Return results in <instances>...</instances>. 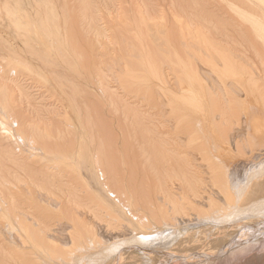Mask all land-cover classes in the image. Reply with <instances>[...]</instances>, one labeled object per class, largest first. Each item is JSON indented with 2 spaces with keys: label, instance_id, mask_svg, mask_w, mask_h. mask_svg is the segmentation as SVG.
Masks as SVG:
<instances>
[{
  "label": "rangeland",
  "instance_id": "1",
  "mask_svg": "<svg viewBox=\"0 0 264 264\" xmlns=\"http://www.w3.org/2000/svg\"><path fill=\"white\" fill-rule=\"evenodd\" d=\"M15 1L18 2V3L21 2L20 4L23 7L27 8L28 10H34V9L37 8V6L43 8L44 4L48 2V0H15ZM15 1L14 0H8V1L7 0H0V11H2L1 9L4 7V5L6 3H8V4L11 3V5H14L16 3ZM49 1H52V3L54 2L53 4L57 6L56 8L58 9V11L60 13V23H61L62 27H64L63 28L64 32L66 34L68 33V35H66V37L69 40V44L70 45H71V43L73 44V45H71V47L73 46V48H75V51H76L75 55L78 56V57L75 56V59H73V61L75 63V64L73 63V66H72L73 68L72 67L70 68V67H68V65L66 66L65 64H62V63L61 64L60 63L56 64L55 66L50 67V70H49V68L43 66V68L46 69L45 70V74L46 75L44 74L46 79H45V77L41 78L40 76L35 74L34 71H31L29 69L28 70H20L19 69V72H16V73H15V71H12L10 63L13 61V59H12L13 57H11V56H13V49H12V46H10V45L13 44V41L16 38H15L13 29H12L10 23H9L8 18L4 15V13H2L3 12L2 11V12H0V77L2 78L3 82H6L8 84L10 83L9 85H12V83H13V86H11V87H14V86H16V84L18 85L19 83H21V84H19L21 86L19 88L21 89V91L22 90L26 91V92L25 91L22 92V97L20 99L21 103H20L19 99L15 98L16 99V105L18 104L17 107L19 106L17 108V111H21L20 112L21 114L20 113H19L20 115L18 114L19 117H21V115H22V117H23V115L25 117L28 115L30 118L26 117V119L28 118L29 120H34L35 122L37 120L39 121V119L42 120V118H43L42 121L46 124V126H47V124L49 125V126H47V128H49V127L51 128L54 125L55 132H54V130L52 131L54 134L51 132L52 135H55L54 137L59 136L57 131L60 132L59 133L60 134L59 141H56V140L55 141L53 140L52 142L50 141V145L52 143V146H53V144L55 145L58 142V145H61V147H63V149H64V147H66V145H67V148L70 147L69 149H71L72 144L75 141V138H74L75 134H70L71 133L70 132L71 129L69 127H63V129H62V126H65L64 123H63L64 121H61V119H59V118H62V120H63V117L61 115L62 112H60V115H59V113L57 114V109H61V107H67L68 108V101L72 100L74 98L76 99L75 103L78 104L77 106H79V108L83 109V110L81 109V111H83V114L86 115L85 119L87 117H89V115H90V117H89L90 119L89 118L88 119L90 121V124L93 127L91 125L90 126L92 127V130H93L94 134L96 135V137H95L96 144L95 145H97V143L100 146L102 145L101 148L105 149V150H103L104 159H106V162L108 160L107 163H109V165L111 164L110 165V168H112L111 170H114V171H110L109 172L110 174H109V178L108 179L115 186L118 183V185H117L118 189L122 190V194L125 193L124 194V198L122 197V201L125 204H126V199L127 200L128 199L131 200L132 206H131V204L129 205L130 207L128 206L129 207L128 209H130L129 210L130 213H132V214L134 213L133 215H135V214L138 215L139 216V217L137 216L138 218H144V219H145V217L148 218L150 220L149 222H152V223H154L157 226V229L163 228V226H161L163 224L162 223L160 224V221H159L158 217L157 218L155 217V216H157L156 212L158 211V209H159L158 212H160L162 214L163 211H164L162 207L164 206V209H165V206H166L165 203L163 205L164 201L159 199L160 198L159 195L161 196V194L158 193V190H159L158 188H159V185L163 181V178L161 179V177L164 175L163 173H165L167 170L169 171V169L170 170L171 169H177L175 167H178L180 165L182 167H185V166L188 165L186 160H188V161L191 160V162H192V160L195 161L194 159H196V157H197L198 161L201 162L202 165H200V163L199 164L197 163L198 162L197 159L195 161L196 164H195V162H193L192 164H194L195 168H198V169H196V170H198L197 171L198 175H200L201 178L203 177L201 179V180H203V182L201 184V188L202 189L199 188L200 189L199 193L201 192V194H202L203 191H201V190H203L204 187H205V190H204L202 196H200V194H199L198 197H195V196L193 197V195L192 196L190 195V196H186L187 199H186L185 196H183V197H185L186 201L189 199V201H187V202L185 201L186 202L185 205L188 206V204H189V207H187V208H189L190 210L188 209L189 211L188 210L186 211L188 213L187 216L185 214L186 212L184 214H181V216H179L180 214L178 215V220H179V217H180L181 220H183L184 222H186L187 220H188L189 223H190L191 220H195L196 221L197 218L199 217L198 216L199 213L203 212V209L205 211V207H206V210H208L210 208L211 205H209V203H210V201L208 200L209 198L212 197V201H213V200L217 199V198H215V196L216 197H222V196L224 197V195H222L220 193L222 191L220 189V188H222V186L219 185V181L218 180H216V181L214 180V179H217V178H213V177H216V175H217V177H219L218 173L215 174L212 177V175L209 174V172L206 173L207 171H211V168H210V170L207 169V168L213 166L212 168L217 169L219 167V165H220V168H221V166L225 167V165L228 166L229 164L232 165L234 163H237L239 166L243 165L244 163H247L246 165H249L250 163H253V165L251 164V167H252V166H254L256 164L257 161H258L257 163L262 162V161L264 162V133L261 134L259 137H257V139L254 138V140H252L253 138L249 135L250 134V130L249 129L251 128V120L253 118H255V117L259 118L258 120H264V110H263L264 109V99H263L264 98V39L256 31V29L253 27V25L240 15V12L245 11V10H247V11H249L251 13L252 12L253 13H258V14L263 13L264 6L261 5V3L258 0H248V1L247 0H229L231 2H234L236 5H238V7H237L238 9H234L233 7L229 6V3L227 1H225V0H135V1H133V0H125V1L124 0H49ZM173 1H174V3H173ZM249 1H251V2H249ZM131 2H132V4H130ZM134 2L135 3H139V4H140V2L143 3V4L146 3L145 5L150 7L153 10V12L155 13V14H153L154 15L153 18L155 16L156 17L154 19L153 18L152 19H153V21H156V23H154L153 26H152L151 23H153V22H152V19H150V18L146 19L147 20L146 23H147V25H150L151 27H153V28H151L152 31H156L157 30L155 32V35H156V38H157V41H156L157 43H155V44L152 43L150 41V39H149V36H146V34L148 32V31L144 32V31H146V29L143 32L146 33V34H144L145 35L144 39L147 40V41H145V40L144 41L147 42V44L149 46L151 45L153 47L152 48L150 46V48H152L150 50L151 51L154 50L155 52H152V53H154V55H157V56H154L153 60H154V63H156V64L160 63L159 65H156V67L160 66V67H158L159 68L158 70H160L161 67H164V73H165L166 72V67L169 66L172 63L171 61H173V62L177 61L174 58V52L171 51V53L173 54L172 55V54H170V51H168V50H170L168 48V43H170V44L175 45L176 48L178 47L177 50L179 49L178 52H179L180 56L182 57L184 55L182 58L185 61H187L188 63H191L192 64L191 67L193 69H197L199 71L200 75L204 78L205 82L204 81L203 82L205 83V88L207 89V87H210V88H208L210 91L209 90L208 91L211 92V94H212L213 91H215L216 89L219 88L218 90L213 92L215 97H212L214 95H211L212 99L210 97H209L210 99L208 98L210 100V103H209V100H207V98H205L204 102L207 103V104L203 103L205 105L204 106L205 111L202 112L203 114H200V111L197 110V109H195L196 111L194 110L195 112L190 110V109H185L186 113H183V110L181 111L180 109L187 108V106L184 107L183 105H185V104L183 103V105H182L181 101L179 103V101H178L179 95L177 94V97H175V98L173 97L174 95L170 96L171 94H173V93H171L172 91L176 92V93H183L184 94L186 92L185 91L186 88H187L186 86H192L189 81H186V80H188L186 78V75L181 71L180 68H177L178 66L176 67V69H175V66H171V67H173L172 68L173 70L177 71L176 73L179 74V79H180L181 83H184V84H181V83L178 84L179 83L178 81H177V83H175L176 81H174L175 79H173V75L171 74L170 77L172 79H171L170 82H172V83L169 86H170V89H172V91L171 90H169V91L168 90L160 91L158 89V87H157L155 77L151 76V74L149 75V72H147L148 70H147L146 65L144 63H142V61L144 62V60H142V56L141 55L138 56V51L137 50H140V49L136 50V47L134 45V44H136L135 37H134V35L132 36V34L134 32L133 31L134 30V23H133V17H131V15H130L131 12L129 10H130L131 6L132 7H134V6L136 7V4H134ZM174 5H175V8L177 9V11L180 12L181 14H185L186 13L187 15H189V17L197 19L198 23L202 24L204 26V28H205V29H202V31L204 30L203 34L205 35V37H208L213 43L215 42V47L217 49L218 48H222V49H218L217 51L214 48H212V49L210 48L211 50L209 49V52L207 53L208 55H206L204 53L205 56L209 60L212 59L213 61L210 62L207 58H205L204 54L202 55L201 53H199L201 51L200 46H199L200 44H198V42H197V45H195L196 44L195 41H197L199 38L196 37L193 34L190 35L189 40L191 41V43L193 42V40H194V42L192 43V45L191 44H189V45L193 46L191 48L194 49L195 52L192 50L193 54L190 53L191 56L193 55L192 57L189 56L190 54L185 52L184 47L182 46V44H180L181 43V36H179L180 35V27L177 26V23L173 19V16L170 15L173 11H175V9L173 7ZM115 6H116V9H115ZM84 7H85V10H89V11L86 12L84 10ZM29 8H31V9H29ZM241 8H242V11H241ZM126 9H127L128 12L126 11ZM84 11L86 13H84ZM92 12H93L94 16H90V15H93V14H91ZM87 13H89L88 16H84V14L87 15ZM126 13H128L129 15L126 14ZM167 14H168V16H167ZM61 15H63V16H61ZM120 16L122 17L123 20H121ZM89 17H91V18L89 19ZM94 17H96V18H94ZM127 17L129 18V20H128ZM144 17L146 18L147 16L145 15ZM86 18H88V21H90L89 23H87L85 21V20H87ZM117 18H120V19H117ZM159 18H160V20H159ZM62 19H64V20H62ZM93 19H96L97 22L95 20H94L95 21L94 22ZM91 20H92V22H91ZM119 20H120V22H119ZM65 21H67V23ZM150 21H151V23H150ZM159 21H160V23H159ZM62 22L63 23L65 22V24H63ZM164 22L167 23V24H165ZM92 23H93V25H92ZM65 25H67V26H65ZM91 26H94L96 28L91 27ZM97 26H99L100 29ZM154 26L156 28L159 27L158 28L159 30L156 29ZM65 28L66 29L68 28V29L65 31ZM92 28L95 29L96 31L93 30ZM91 29H92V31H91ZM68 31L70 32V34H69ZM87 32L90 33V34H88ZM97 32H98V34H94V33H97ZM85 33H87L88 35L85 34ZM100 33L103 34L105 37L102 36ZM80 34H81L82 37L80 36ZM203 34H201V37L204 36ZM160 35L162 36V39H160L161 38ZM257 35L260 36L261 38L258 37ZM195 37L198 38V39L196 40ZM212 37H213V39H212ZM125 38H127V39H125ZM201 39H203V38H201ZM10 40H11V42H10ZM165 40L168 41V43H166ZM97 41H100V42L98 43ZM133 41H135V42H133ZM162 41H163L164 44L162 43ZM20 43L18 45L21 46L22 43L21 44ZM127 43H129V44H127ZM149 43H151V44H149ZM161 43H162V45H161ZM80 44H81V46H80ZM77 45H78V47H77ZM129 45L134 47L135 51H137L135 56H132V54L129 52V50H128L129 49ZM136 45H138V44H136ZM216 45H218L219 47L216 46ZM105 46L108 47V48L106 49ZM126 47L128 49H126ZM137 47H139V46H137ZM113 48L115 49V55H113L114 54V49ZM161 48L165 49L164 50L165 52L163 50H161ZM166 49H168V50H166ZM105 51H106V53H105ZM202 51H203V49H202ZM220 51L222 53L224 51V54H226V55L229 54L228 56H231V59L233 60V61L231 60V62H232V64H234V68L236 70V71L234 70V72L236 74H238V75H236L235 73L234 74H230L231 76L229 75L228 78H227L226 75H224V73H223V67H224L223 61L222 60L220 61L221 58H219V56H221V55H219V56L217 55L218 52L220 53ZM101 52H102V54H101ZM78 53H80V54H78ZM103 53H105L106 55L103 54ZM120 53L121 54L124 53L123 54L124 58L122 57L123 55H121ZM127 53H129V55ZM168 53H169L170 56H168ZM212 54H213V56H211ZM20 55H21L22 59L25 58L24 54H20ZM108 55L110 57H108ZM119 55L121 56V58L119 57ZM195 55H197V56H195ZM26 56L28 57L29 54L26 55ZM103 56H105V57H103ZM129 56H131V57H129ZM107 57H108V59H107ZM104 58H106L107 62L104 61L106 63L103 62ZM122 58H123V60H121ZM76 59H78V61ZM29 60H30L29 57L27 59H25V63H26L25 66L26 67H29V64H30L28 62ZM109 60L112 61V62H110ZM139 60H141V61H139ZM127 63H129L130 66L127 65ZM168 63H170V64H168ZM110 64L113 65L114 67L111 66L109 68V66H107V65H110ZM143 64L145 65V67H144ZM74 65H76V66H74ZM119 66L123 67L122 70H124V67H127V68L130 67L128 69V70H130L129 74L126 73V72H128V70L126 68L124 70V72H125L124 76L125 77L123 75L121 76L120 73L123 74V71L121 72V70H120L121 67L119 68ZM133 66H134V68H132ZM54 67H56L55 70H54ZM67 67H68V69H66ZM136 67H137V69L134 70ZM69 68L71 70H69ZM143 68H145V69H143ZM44 69H43V71H44ZM73 69H75V70H73ZM109 69H113V70H109ZM239 69H240V71H239ZM242 69H243L244 73L241 71ZM144 70H145V72H144ZM20 71L21 72L23 71L24 74H26V76H24L23 72L20 73ZM161 71H163V68L161 69ZM178 71L181 72V73H179ZM50 72H52V73L50 74ZM63 72H64V74H63ZM143 72H144V75H142ZM146 72H147V74H146ZM19 73H20L21 76L19 75ZM56 73H59L60 75L62 74L61 75L62 78H63L62 81L57 80V79L54 78L53 75L56 74ZM113 73H115V75L117 77ZM16 74H18V77H17ZM134 74H135L136 78L138 77L137 79L135 77H134V79H132ZM65 75L69 76V77H66ZM99 75H101L100 78H102V80H100L98 78ZM247 75H249V76H247ZM250 75L253 78H255L254 79L255 81L252 84H251V82H247V80H246L248 77H250ZM118 76H120V77L118 78ZM180 76L182 78H180ZM223 76L225 77L226 80L223 79L224 78ZM28 77L31 78V79H28ZM103 77H105V78H103ZM218 77H219V79L216 80ZM47 78H48V80H47ZM220 78H222V79H220ZM10 79H13L14 81L11 83ZM97 79H99V82L100 81L102 82V81H104L103 79H105L106 83H104L105 82L104 81V82H102L104 84L101 83L102 85L101 84L99 85V82H98ZM117 79L120 82L122 81V84L119 83L117 81ZM114 80H115V82H114ZM129 80H132V81L130 82ZM133 80H135L137 82L135 83V81H133ZM142 80H144V81H142ZM57 82L59 83V85H58ZM221 82H223V85L221 84ZM123 83H125V85H123ZM188 83H189V85H188ZM203 84H202V86H203ZM224 84H225V87H227L226 89L224 88ZM63 85H65V86H63ZM103 85L106 86L105 89H103L104 88ZM181 85H182V87L184 85L185 86L182 88ZM216 85H218V86H216ZM220 85H222V86H220ZM22 86H24V87H22ZM45 86H46V88L49 86L50 88H47V89L50 90V91H48L45 88ZM205 88L203 86V91H204V93L206 95L208 92H207V90ZM261 88H263V89H261ZM71 89H72V91H71ZM75 90L77 91V94L75 93L76 92ZM220 90H221V93L223 95L219 92ZM225 90H226L227 93L225 92ZM168 92H170V93H168ZM216 92H218V93H216ZM24 93H26V94H24ZM27 93H29L30 96H29V94L27 95ZM65 93H66V95H65ZM102 93H103V95H102ZM224 93H225V95H224ZM51 94H53V95H51ZM186 94H188V93H186ZM55 95H56V97H55ZM58 95H59V97H58ZM69 95L70 96L72 95L73 97H70ZM28 96L31 99L30 98L28 99ZM208 96H210V95H208ZM208 96H206V97H208ZM215 98L219 100L218 103H216L217 100H215ZM111 99H112L113 102L111 101ZM171 99H173V100H171ZM223 99H224V101H223ZM169 100H171V101H169ZM175 100H177V101H175ZM173 101H174V103H173ZM261 101H263V102H261ZM29 102H30V104H28ZM59 102L62 103L63 105H61ZM83 102H84V104H83ZM211 102H213L215 104V105L212 104L213 107H214V108L212 107L213 109L211 108V106H212ZM173 104H174V106H173ZM175 104H176V107H175ZM250 105H251V107H250ZM182 106L184 108H182ZM207 106H209L210 108L207 107ZM220 106L221 107L225 106V108L227 109L226 111H228V109H230L229 111L232 112V116L230 115L231 113L228 111L229 112V113H227L228 115L226 114L228 117L226 115L225 116H220L219 115V117H218L217 114H219V112H220ZM227 106H228V108H227ZM232 107H233V109H232ZM54 108H56V109L53 110ZM172 108H175V109H172ZM85 109H87L88 112ZM208 109H211L210 111L213 110L211 112V114L213 112L215 113V114L213 113V116L215 115L214 116L215 122L217 120H219V123L221 121L223 122V119L225 118L224 121L226 123L223 122V124H221V126L225 125V124L226 125L228 124L229 125L228 127H230L231 129H229L227 126H225L226 128L224 126H222V127L225 128V129L228 128L227 129L228 131L231 130L229 132L233 131L232 133L239 134V137L237 138L238 139L237 142L241 143L242 142L241 140L243 139V143H241V144L238 143V145L239 144L241 145L240 149L242 150V151H239V152L234 148V147H236L235 143H233L234 145L231 144L233 147L231 146V150L230 151L233 150L232 152L226 151L227 150V147L225 146L226 144H224V143L222 145L220 144L222 146V149L219 148V151L221 152L220 153L221 157L219 159V161L221 163H219V165H218L219 161L217 162L216 159L213 160L211 158V153H209L214 148V146L212 147L210 145V143H209V141L212 142L213 139L210 138L207 141L205 136L203 135V134L208 135V133H209L208 125H202V124H204L205 118L208 119L210 117V119H211L210 121H212V119H213L212 118L213 116L210 114ZM234 109H235L234 113L236 115H234V113H233ZM188 110H190L189 113H187ZM160 111H161V113H160ZM197 111L199 112L200 115L197 113ZM22 112L24 114H22ZM166 112H167V114H166ZM204 112L206 114H204ZM49 113H51V114H49ZM52 113H54L53 114L54 117L52 116ZM87 113H88V115H87ZM196 113L198 115H194ZM207 113H208V115H207ZM69 114H71L70 115L71 119L75 123V120H76L75 115L72 112L69 113ZM185 114H186V116H185ZM188 114H189V116H188ZM192 114H193V116L195 118L192 116ZM34 115H35L36 118L32 117ZM136 115L138 117H135ZM201 115H203V116H201ZM47 116L48 117L51 116L52 118H46ZM178 116H180V118H178ZM233 116L235 117L234 119H233ZM184 117H185V119H184ZM217 117L220 118V119L222 118V120L220 121V119H218ZM231 117H232V119H231ZM237 117H240L239 119H241L242 122H239L240 121L239 119H238L239 121L236 120ZM242 117H243V120H242ZM202 118L204 119V121H202L203 120ZM216 118H217V120H216ZM88 119H86L85 121L87 122ZM180 119H181V121L179 122L178 120H180ZM226 119L229 120V121H226ZM183 120H184V122H182ZM199 120H201V121H199ZM233 121H234V123L232 124L231 122H233ZM199 122H200V124L202 123L201 125L203 127H200L202 130L200 128H198V131L202 132L203 134H200L197 131L193 132L191 130V129H194L195 124L196 123L199 124ZM215 122H213V123L216 124V126H217V124L219 125L218 121H217V123H215ZM236 122H238V124H240V126H238L239 130L237 129L238 127H234V129H233V126H237ZM243 122H244V124H243ZM174 123H176V124H174ZM183 123H185V124L183 125ZM186 123L188 125H186ZM51 124H52V126H51ZM180 124H182L183 126L180 125ZM200 124H199V126H200ZM241 125H245V126L243 127ZM216 126L214 125L215 128H216ZM221 126H219V127L217 126V128L220 129V132L223 129V128L221 129ZM56 127L59 128V130L56 129ZM205 127H208V128L206 129ZM65 128L68 129V130L70 129L69 130L70 133L67 132V130ZM52 129L53 128H51L49 131H51ZM61 129L63 130V132H62ZM227 130H223V131L227 132ZM234 130H236L235 132H238V133H235ZM244 130H245V132H243ZM206 131H208V132H206ZM64 132H67L68 135L66 133H64ZM190 132H193V133H190ZM218 132H219V130L216 131L217 134H219ZM61 133H63V134H61ZM224 133L222 132L221 134H219V135H221L220 137L223 138V134ZM232 133L228 134V132H227V134H225V135L226 136L227 135L230 136V135H232ZM69 134H70L71 137L69 136ZM175 134H177V135H175ZM189 134H193V135L190 136ZM62 135L65 136V137L62 138L63 137ZM226 136H225V138H226ZM228 136H227V138H229ZM247 136L249 138H251V139H248ZM182 137L186 138V139L184 138L186 140V142L182 141L183 143L184 142L186 143L184 145H181V143H180L181 141L177 140V138L178 139H180V138L182 139ZM240 137H241V139H240ZM86 138H87V136H86ZM194 138H196L197 140H194ZM77 139H78V137H77ZM97 140H98V142H97ZM190 140H193V142L188 144V142ZM244 140H246V141H244ZM69 141H73V143L72 142L70 143ZM252 141H254V143ZM54 142H56V143H54ZM86 142L89 143V140L86 141ZM247 142H249L250 145ZM255 142H256V146H255ZM0 143H2V144H0V151H1L0 152V173H1L0 174V176H1L0 178L1 179L4 178V179H7L8 181H11V182L14 181L15 182L13 184L11 183L12 184L11 185L8 181L6 183V180H3V179L1 180L0 179V197H1V200H2V198L3 199L4 198L7 199V200L4 199V201L5 202L7 201L6 204H8V207H9L8 209L9 210L12 209V206H10V205H14L13 204L14 202L16 203V202L19 201L18 203H16L17 204L16 208L19 209V211L21 213H23L25 215L27 214L29 216H32V218H37L40 222H42V225H44V223H54L53 219L52 220H50V219L54 215V211L56 209L54 207H50L49 208L47 206V199L50 198V196H49V193L48 192L46 193V190H44V189H49V191H51V189H52V191L54 193L53 197H55V196H57L55 198L59 197L60 205H61L60 207H61V209L64 208L62 211H63V213H66V216H67V213H68V217L70 215H71L70 217H73L75 215V199L77 197H79V198H77L78 200L77 199L76 200L79 201V203L84 205V206H82L81 210L79 208L78 211H80V213L83 212V214H86V215H84V217H86V220H84V218H83L82 222H85V221L90 222V223L92 222L91 224H93L94 229H95L96 233L98 234L97 235L99 237L98 238L99 239L98 242L100 244H103V245L104 244L105 245L111 244L113 242V240H115L116 242L117 241H122L124 239V237H126L123 234V229H121L122 224H126L125 219H119V221L121 222L119 224V221L117 223L116 219H114V214L116 212L112 213V214H109L107 212L109 215L106 213L105 210H102V212H101L102 206L101 207L99 206V208H98L97 205H99V204L96 203V201H94L92 199L93 197L91 196V194L88 191L84 190L83 185L81 184L80 181L77 180V177L75 178V172L70 171L71 172L70 173L69 170H66V168H63V169L61 168L62 170H64L62 172V174L64 173L63 174L64 177H62V179H61V177L57 173L51 171L52 172V174H51L49 171L48 172L45 171L44 166L40 165L37 162L35 163V161H32V160H31L32 162L29 161L30 159L26 158V156H24L22 154L20 155L21 161L23 160L22 162L19 159L20 158L19 157V153L18 154L16 153L17 156L15 154H13L14 156H11L12 154L9 155L7 150L4 148L3 141L1 139H0ZM66 143H68V144H66ZM47 144H49V142H47ZM4 145H5V143H4ZM98 145L96 147H98ZM1 146H2V149H1ZM243 146L248 147V148H245ZM88 148L93 149V148H91V145H88ZM173 148H175V149H173ZM244 148L246 149V151H245ZM61 150H62V148H61ZM170 150H178L181 153L177 155V153H175V152L172 153ZM208 150H209V152H208ZM215 150H218V149H215ZM248 151H249V153H248ZM213 152H215V151H213ZM235 152H237V153L235 154ZM193 156H195V157H193ZM237 156H239V157H237ZM252 156H254L253 158H255V156H257L255 158L256 160L254 159V161H253ZM249 157H250V159H249ZM11 158H13V160ZM16 159H17L18 162H16ZM26 159H27V161H26ZM19 161L21 162V164H20ZM224 161H225V163H224ZM233 161H235V162H233ZM203 164L205 166H207L206 168H204V170H206L205 173L207 175L208 174L211 175V177H210L211 180H209V181H208V179H210V178H207L209 175L207 176L204 173L206 175V177H204V174H203L204 171L202 170L203 169ZM215 165H217L218 167L215 166ZM256 167H258V166H256ZM25 168H27V169H25ZM254 168L255 167H253V169ZM67 172H68V174H66ZM111 172H112V174H111ZM40 173H41V175H40ZM46 173L49 176H47ZM53 174H54L55 177L53 176ZM13 175L14 176L16 175L17 177L15 176L16 177L15 178ZM56 175H57V177H60V178H57ZM3 176H5V177H3ZM51 176L55 178V182H54V179ZM10 177H12L13 179L15 178V179L13 180ZM115 177H116V179L113 180ZM8 178H10L11 180L8 179ZM18 178H19L20 182L21 181L24 182V180L26 179L25 182H27V183L21 182V184H20V182H17ZM33 178H35V179H33ZM205 178H206V181H208V182H206V184H205V181H204ZM260 178H261V181H262L263 178H264V174H263V178L262 177H260ZM220 179H221V176H220ZM51 180H52V182H54V185L52 187H51V185H52ZM213 181L218 182L219 187L217 185H216L217 187L213 186L211 184V182H213ZM176 182H175V184H176L175 187L177 186L179 188V190L176 189L175 191L176 192L179 191L178 193H179L180 197L177 195L178 193L175 194V195H177L178 198L175 195H172L171 193L168 194V197L170 199L171 198H174V199L176 198V200L178 199V201H179V200L183 199L182 196H181L182 193H184L183 195H189L191 193L189 192V189H188V187L185 184L182 185V183H179L178 181H176ZM203 184H204V186H203ZM207 184H209V187L211 186L210 190L207 188L208 187ZM215 184H217V183H215ZM37 185H40V187L42 186L41 189L42 188L43 189L41 190L40 187L37 186ZM64 185H65V187H64ZM179 185H180V187H179ZM14 186H15V188H14ZM256 186L251 187L249 189V192L246 194V196L243 199H239V197H237L234 200L237 203L241 204L242 207H244V210L242 211L241 217L245 218V217L249 216L252 219H260V218L264 219V209L263 208H260L259 210H256V211H252V209L249 208V204L253 203V201L256 200L257 197H258V193L257 192L254 193V194L250 193L253 190V188L256 189ZM38 189H40V191ZM206 189H208V191H210V193H212L213 196L209 195V196H211V197H209L208 196L209 192ZM217 189L218 190L220 189V191H218ZM60 190H62V191H60ZM213 190L217 191V194L220 193L221 195H219V194L216 195L215 194L216 192L215 193L212 192ZM85 191H86V193H85ZM123 191H124V193H123ZM40 192L42 193L41 194L42 196H45L44 199L46 201H43V198L39 197L40 196V194H39ZM30 193H31V195L33 197L30 195ZM36 193L38 194V196H35V195H37ZM75 193L77 194L76 195L77 197L75 196ZM12 196H14V199H15L14 202H13V200H11L13 198ZM47 196H49V197H47ZM72 196H73V199H72ZM203 196H205V198ZM261 196H264V194L261 195ZM261 196H259V197H261ZM85 197H87V198H85ZM200 197H201L202 200H204L203 202H204V204H207V206L202 204L205 207L202 206V205L201 206L199 205V207H198L196 202H191L190 201V200L193 201L194 199H195L194 201H199ZM40 198H41V201L39 200ZM68 198L70 200H74V201L70 202L68 200ZM36 199H38V200H36ZM201 199H200V201H202ZM28 200H30V202ZM66 200H68V201H66ZM11 202H13V203H11ZM213 202H216V201H213ZM23 203H24V205H23ZM28 203L31 204V205H29L30 208L28 206ZM19 204H20V206L22 205L21 208L19 207ZM33 204L35 205L36 208L33 206ZM37 204H40V205H37ZM191 205L194 207V209H193V207H191ZM95 206H97V208ZM65 207H66V209L68 208V210H66ZM160 209H162L163 211L160 210ZM192 209H193V211L195 213L192 211ZM22 210H23V212H22ZM30 210H31V212L28 213ZM64 210H66V211L64 212ZM71 210L74 212V214H73V212ZM26 211H28V212L26 213ZM94 211H96V212H94ZM227 211H229V210H227ZM189 212L193 216V219H192V216L189 214ZM105 213H106V216H105ZM150 214H151V216H150ZM195 214H198V215L196 216ZM107 215L109 217L111 215V219H112V216H113V219L111 220ZM126 215L129 217L130 220H133L132 219L134 217L133 215L128 214V213ZM183 216L187 220L184 219ZM81 217H83V215ZM55 218H57L56 214H55ZM178 220H176L175 222H177ZM234 220L235 219H233V217H232L231 221L226 223L228 225H225V226L232 227L231 224L234 223L235 227H236V221H234ZM183 221H180V222L183 224ZM87 222H85V223L88 225ZM188 222L183 224V225L187 226L186 228H183L184 226L182 224L179 225V227H181V228L180 229L178 228L179 230H178V233H177V237L175 236L176 239L179 238V241L182 238L186 237L187 234L189 235L192 232L195 233V232H197V230H198L197 234L201 235L200 232L201 231H202V233H203V231L205 232L206 231L205 227H208L206 224H205V226H203L204 224H202V226H200L201 224H188ZM203 227H204V229H203ZM262 227L264 228V226H262ZM262 227L261 228L253 227V229L256 228V229H254V231L257 230V232H260L258 234H257V232L255 234L253 229H250V230H252V232L251 231L249 232V229H245V230L242 229V234L240 235V238H243V240H241V242L239 244L233 245L231 248H227L226 251H224V252L218 251V253H216L212 257H207L206 258V257H203V256L201 257L200 255L198 256V255L194 254V256L190 255L188 258H184V257H180L181 254H178L177 256L173 255L174 256L173 258L168 259L167 255L165 253H163V252H165L167 250V248H169V249L171 248V250H172V248H175V246H177L175 244V242L178 243L179 241L174 239V241L170 242L169 244H173L175 246L169 245L167 243V240H165L166 242H164L163 244H162V242L161 243L157 242L156 245H155V243H153L154 245L153 244L152 245L149 244V246L145 245L146 248H145V246L144 247L141 246L139 248L136 247V246L135 247L134 246H124L125 249L123 247L121 252H122V256L123 257H127V259H124L125 262H123L124 260L120 261V260L116 259L118 256L116 255V253H112V255L108 256L106 259H103L102 260L103 262L102 261H98V263H96L97 261H92V260H91L92 261L91 262V261H89V259L86 258L89 263L85 261L86 259L84 261H82V263L83 264H94V262H95V264H99L100 262H102L100 264H112V263L113 264H142V263L143 264H148V263L149 264H264V234L262 236V233H264V229ZM199 228H200L201 231L199 230ZM222 228H224V227H222ZM259 229H261V230H259ZM207 230H209V228H207ZM261 231H263V232H261ZM65 232H68V230L65 231ZM248 232L251 233V234L253 233L252 237L251 236L248 237V234H249ZM254 235H256V237H254ZM121 236L123 238H121ZM178 236H180L181 238L178 237ZM57 238L60 239V240L57 239V241L59 240L58 243H57V245H59V246H61L63 244V242H65V243L70 242V240H68V238H67V240H66V238L62 239V236H58ZM247 238H249V239H247ZM237 240H240V239L237 238ZM44 241L45 240L41 241L42 244L44 243ZM60 241H63V242H61V245H60ZM244 242L246 244L249 242V243H251V245L248 243L247 244V245H249V247H248V246L242 244ZM157 244H159L160 246H157ZM165 244L168 247L164 246ZM47 245H49V244L46 241L45 242V246H47ZM241 245H244V246H241ZM49 246H51V244ZM153 246L158 247V248L161 247L160 249H163V250H160V251L157 250V252H155L156 250L154 249L155 247H153ZM162 246H164V247H162ZM238 246H240L242 248H240ZM61 247L60 248L63 249L62 250L63 252H64V249L69 250V248H70L69 245H67L65 247L63 245ZM132 247H134V248H132ZM147 247H150V248H147ZM54 248H55V250H58L61 253V249L60 248H56V247H54ZM237 248H240V249H237ZM0 249H1L0 250L1 251V253H0V264H40V263H38V262H36L34 260H31L33 258L27 253V252H30L29 250H14L13 256L16 258L15 259L13 256L9 257V255L6 254L5 250H3L2 247H0ZM241 249H243V250H241ZM66 250H65V252L68 253V251H66ZM145 250L150 251L152 255L149 254ZM236 250H238V251H236ZM2 251L5 254H3ZM127 251H129V252H127ZM141 251L143 252V255L141 254L142 253ZM161 251H163V252H161ZM65 252H64V254L61 253L62 257H63V255L65 256ZM138 252L139 253L141 252V253L139 254ZM134 253H135V255H133ZM136 253H138V254H136ZM66 255H68V254H66ZM130 256H131L132 259H129ZM195 256H197L198 258L197 257L195 258ZM178 257H179V259H178ZM180 258H182V259H180ZM201 258H202V260H200ZM50 261L52 262V264H66L62 260H60L58 258H55V257H51ZM127 262H129V263H127ZM43 264H45V263L43 262Z\"/></svg>",
  "mask_w": 264,
  "mask_h": 264
},
{
  "label": "bare ground",
  "instance_id": "2",
  "mask_svg": "<svg viewBox=\"0 0 264 264\" xmlns=\"http://www.w3.org/2000/svg\"><path fill=\"white\" fill-rule=\"evenodd\" d=\"M8 1V0H7ZM15 1V0H14ZM125 1V0H124ZM133 1H135V0H133ZM225 1H227L228 3H229V6H231V7H233L234 9H238L237 7H238V5H236L234 2H231V1H229V0H225ZM248 1V0H247ZM260 3H261V5H263L264 6V0H258ZM16 2V1H15ZM45 2V1H44ZM87 2V1H86ZM102 2V1H101ZM143 2V1H142ZM249 2H251V1H249ZM258 2V3H259ZM3 3V2H2ZM13 3V2H12ZM21 3V2H20ZM20 3H18V2H16L14 5H11V3L10 4H8V3H6L5 5H4V7L1 9L2 11H0V12H2V13H4V15L8 18V20H9V23H10V25H11V27H12V29H13V32H14V35H15V38L17 39H15L14 41H13V44L12 45H10V46H12V49H13V56H11V57H13L12 59H13V61L10 63V66H11V68H12V71H15V73L16 72H19V69L20 70H31V71H34L35 72V74H37L38 76H40L41 78H43V77H45L44 76V74H45V70L46 69H44L43 68V66H45V67H47V68H49V70H50V67H53V66H55L56 64H65L66 66L68 65V67H72L73 66V63H74V61H73V59H75V48H73V46L71 47V45H73L72 43H71V45L69 44V40L67 39V37H66V35H68V33L66 34L65 32H64V27H62V25H61V23H60V13H59V11H58V9L56 8L57 6L56 5H54L53 3H52V1H49L48 0V2L47 3H45L44 4V7L42 8V7H38L37 6V8L36 9H34V10H28L27 8H25V7H23ZM42 3V2H41ZM105 3V2H104ZM129 3V2H128ZM144 3V2H143ZM143 3H141L140 2V4L139 3H135L134 2V4H136V7L134 6V7H130V12H131V17H133V23H134V32H133V34H132V36L134 35V37H135V40H136V44H138V45H136V44H134L133 42H135V41H133L132 43L135 45V47H136V50L137 49H140V50H137L138 51V56H142V60H144V62L142 61V63H144L145 65H146V67H147V72H149V75L151 74V76H153V77H155V79H156V84H157V87H158V89L160 90V91H166V90H171L172 91V89H170V84L172 83V82H170L171 81V77H170V75L172 74L173 75V79H175L174 81H176L175 83H177V81L179 82L178 84H180L181 83V81H180V79H179V74H177L176 72L177 71H175V70H173L172 68L173 67H171V66H175V69H176V67L177 68H180L181 69V71L186 75V78L188 79V80H186V81H189L190 82V84L192 85V86H186L187 88H186V92L183 94V93H176V92H171V93H173V94H171L170 96H172V95H174L173 97L175 98V97H177V94L179 95V97H178V101H179V103H180V101L182 102V105H183V103L185 104V105H183L184 107H186L187 106V108H184L183 106H182V108H184V109H180L181 111L183 110V113H186L185 111V109H190V110H192V111H194L195 109H197V110H199L200 111V114H203L202 112L203 111H205V109H204V104H207V103H205L204 101H205V98H207V100H209L210 98H211V95H214L213 94V92H215L216 90H218V89H216L215 91H213L212 92V94H211V92H209L210 90L208 89V88H210V87H207V89L205 88V81H204V78L200 75V73H199V71L197 70V69H193L191 66H192V64L191 63H188L187 61H185L182 57L184 56L183 54V56L181 57L180 56V54H179V49L177 50V48L175 47V45H173V44H170V43H168V41H166V43H168V48L170 49V50H168V49H166V50H168V51H170V54H172L171 53V51H173L174 52V58H175V60H177V61H171L172 63L170 64V63H168V64H170L169 66H167L166 67V72L164 73V67H161V69L163 68V71H161V69L160 70H158L159 68L158 67H160V66H157L156 67V65H159L158 63L156 64V63H154V60H153V58H154V56H157V55H154V53H152V52H155L154 50L153 51H151L150 49H152V48H150V46L147 44V42H145V41H147L146 39H144V37H145V35L144 34H146V33H144V32H147V34H146V36H149V39H150V41L152 42V43H157L156 41H157V38H156V35H155V32L157 31H152V29L151 28H153V27H151L150 25H147V18H150V19H152L153 18V14H155L154 12H153V10L150 8V7H148L147 5H145V4H143ZM173 3H174V1H173ZM259 3V4H260ZM122 4V3H121ZM130 4H132V2L130 3ZM133 4V5H134ZM86 5V4H85ZM43 6V5H42ZM127 7V6H126ZM174 7V9H175V11H173L170 15L171 16H173V19L175 20V22L177 23V26H179L180 27V35L179 36H181V43L180 44H182V46L184 47V49H185V52H187L188 54H193V52H192V50L194 51V49H192L191 47H193V46H190L189 44H191L192 45V43L194 42V40H193V42L191 43V41L189 40V38H190V35H195L196 37H198V38H196L195 37V39L197 40V41H195L196 42V44L195 45H197V42H198V44H200L199 46H200V49H201V51L199 52V53H201L202 55L205 53L206 55H208L207 53L209 52V49L211 48H214V49H216V51L218 50V49H222V48H216L215 47V42L213 43L208 37H205V35L203 34V31H202V29H205L204 28V26L202 25V24H199L198 23V21H197V19H195V18H191V17H189V15H187L186 13L185 14H181L180 12H178L177 11V9L175 8V5L173 6ZM33 8V7H32ZM114 8V7H113ZM118 8V7H117ZM121 8V7H120ZM29 9H31V8H29ZM115 9H116V6H115ZM125 9V8H124ZM127 9H126V11H127ZM156 9V8H155ZM232 9V8H231ZM65 10V9H64ZM69 10V9H68ZM83 10V9H82ZM84 10H85V7H84ZM93 10V9H92ZM91 10V11H92ZM183 10V9H182ZM240 10V9H239ZM244 10V9H243ZM86 12L87 11H89V10H85ZM84 11V13H86ZM116 11V10H115ZM241 11H242V8H241ZM263 11V10H262ZM62 12V11H61ZM82 12V11H81ZM95 12V11H94ZM117 12V11H116ZM128 12V11H127ZM129 12V13H130ZM171 12V11H170ZM186 12V11H185ZM67 13V12H66ZM75 13V12H74ZM122 13V12H121ZM120 13V14H121ZM237 13V12H236ZM88 14L89 13H87V15L86 14H84V16H88ZM91 14H93V12L91 13ZM119 14V15H120ZM126 14H128V13H126ZM147 16L146 18L144 17L145 15ZM159 14V13H158ZM67 15V14H66ZM111 15V14H110ZM129 15V14H128ZM240 15L244 18V19H246L247 21H249L252 25H253V27L256 29V31L260 34V36L264 39V11H263V13H260V14H258V13H251V12H249V11H247V10H245V11H242V12H240ZM61 16H63V15H61ZM69 16V15H68ZM83 16V15H82ZM90 16H94V14L93 15H90ZM96 16V15H95ZM108 16V15H107ZM124 16V15H123ZM126 16V15H125ZM167 16H168V14H167ZM5 17V18H6ZM70 17V16H69ZM98 17V16H97ZM119 17V16H118ZM121 17V16H120ZM156 17V16H155ZM154 17V18H155ZM166 17V16H165ZM64 18V17H63ZM91 17H89V19H90ZM94 18H96V17H94ZM128 18V17H127ZM153 18V19H154ZM170 18V17H169ZM66 19V18H65ZM68 19V18H67ZM81 19V18H80ZM85 19V18H84ZM87 20H85L87 23H89L90 21H88V18H86ZM110 19V18H109ZM117 19H120V18H117ZM153 19H152V22L153 23H151V21H150V23L152 24V26H153V24L154 23H156V21H153ZM158 19V18H157ZM62 20H64V19H62ZM96 21L97 22V20L96 19H93V21ZM121 20H123L122 19V17H121ZM128 20H129V18H128ZM132 20V19H131ZM159 20H160V18H159ZM172 20V19H171ZM71 21V20H70ZM84 21V20H83ZM94 21V22H95ZM66 23H67V21H65ZM65 22L63 23V24H65ZM91 22H92V20H91ZM111 22V21H110ZM116 22V21H115ZM119 22H120V20H119ZM158 22V21H157ZM166 22V21H165ZM164 22V23H165ZM131 23V22H130ZM159 23H160V21H159ZM96 24V23H95ZM132 24V23H131ZM165 24H167V23H165ZM78 25V24H77ZM92 25H93V23H92ZM109 25V24H108ZM127 25V24H126ZM133 25V24H132ZM164 25V24H163ZM173 25V24H172ZM65 26H67V25H65ZM128 26V25H127ZM126 26V27H127ZM158 26V25H157ZM10 27V28H11ZM69 27V26H68ZM89 27V26H88ZM91 27H94V26H91ZM90 27V28H91ZM97 27H99V26H97ZM155 27V26H154ZM94 28H96V27H94ZM156 28V27H155ZM159 28V27H158ZM158 28H156V29H158ZM11 29V30H12ZM68 29V28H67ZM66 28H65V31L67 30ZM80 29V28H79ZM93 29V28H92ZM92 29H91V31H92ZM99 29H100V27H99ZM110 29V28H109ZM146 29V31H144ZM86 30V29H85ZM93 30H95V29H93ZM98 30V29H97ZM102 30V29H101ZM100 30V31H101ZM159 30V29H158ZM78 31V30H77ZM96 31V30H95ZM99 31V32H100ZM120 31V30H119ZM130 31V30H129ZM144 31V32H143ZM208 31V30H207ZM211 31V30H210ZM69 32V31H68ZM83 32V31H82ZM81 32V33H82ZM79 33V32H78ZM88 33V32H87ZM87 33H85V34H87ZM104 33V32H103ZM162 33V32H161ZM179 33V32H178ZM177 33V34H178ZM69 34H70V32H69ZM88 34H90V33H88ZM87 34V35H88ZM94 34H98V32L97 33H94ZM93 34V35H94ZM101 34V33H100ZM157 34V33H156ZM176 34V35H177ZM201 34H203L204 36H202L201 37ZM206 34V33H205ZM257 34V33H256ZM102 36H104L103 34H101ZM168 35V34H167ZM175 35V36H176ZM208 35V34H207ZM206 35V36H207ZM75 36V35H74ZM80 36H81V34H80ZM108 36V35H107ZM124 36V35H123ZM161 36V35H160ZM170 36V35H169ZM211 36V35H210ZM258 36V35H257ZM260 36H258V37H260ZM69 37V36H68ZM71 37V36H70ZM82 37V36H81ZM105 37V36H104ZM121 37V36H120ZM158 37V36H157ZM164 37V36H163ZM194 37V36H193ZM260 37V38H261ZM74 38V37H73ZM124 38V37H123ZM130 38V37H129ZM166 38V37H165ZM201 38H203V39H201ZM70 39V38H69ZM77 39V38H76ZM81 39V38H80ZM86 39V38H85ZM125 39H127V38H125ZM160 39H162V36H161V38ZM164 39V38H163ZM212 39H213V37H212ZM12 40V39H11ZM11 40H10V42H11ZM20 40V41H19ZM95 40V39H94ZM99 40V39H98ZM107 40V39H106ZM131 40V39H130ZM134 40V39H133ZM145 40V41H144ZM168 40V39H167ZM170 40V39H169ZM78 41V40H77ZM88 41V40H87ZM22 44H21V43ZM72 42V41H71ZM82 42V41H81ZM85 42V41H84ZM98 43L100 42V41H97ZM105 42V41H104ZM170 42V41H169ZM21 44V46L20 45H18V44ZM75 43V42H74ZM162 43H163V41H162ZM162 43H161V45H162ZM87 44V43H86ZM121 44V43H120ZM126 44V43H125ZM127 44H129V43H127ZM149 44H151V43H149ZM164 44V43H163ZM102 45V44H101ZM133 45V46H134ZM160 45V44H159ZM179 45V44H178ZM230 45V44H229ZM75 46V45H74ZM80 46H81V44H80ZM79 46V47H80ZM104 46V45H103ZM137 46H139V47H137ZM216 46H218V45H216ZM77 47H78V45H77ZM101 47V46H100ZM118 47V46H117ZM164 47V46H163ZM219 47V46H218ZM105 48L107 49L108 47H106L105 46ZM166 48V47H165ZM77 49V48H76ZM105 49V50H106ZM112 49V48H111ZM114 49V48H113ZM126 49H128L127 47H126ZM199 49V48H198ZM202 49H203V51H202ZM210 49V50H211ZM129 52L132 54V56H135L136 55V52L137 51H135V48L134 47H132V46H130L129 45ZM161 50H165V49H163V48H161ZM78 51V50H77ZM81 51V50H80ZM198 51V50H197ZM225 51V50H224ZM224 51H223V53L220 51V53L218 52V56L219 55H221V56H219V58H221L220 59V61L222 60L223 61V65H224V67H223V73H224V75H226L227 76V78H228V76L230 75V74H234L235 72H234V70H235V68H234V64H232V62H231V56H228V55H226V54H224ZM108 52V51H107ZM127 52V51H126ZM165 52V51H164ZM195 52V51H194ZM81 53V52H80ZM80 53H78V54H80ZM98 53V52H97ZM105 53H106V51H105ZM105 53H103V54H105ZM167 53V52H166ZM197 53V52H196ZM217 53V52H216ZM20 54H24V57L25 58H21V55ZM29 54V67H26L25 65H26V63H25V59H27L28 57L26 56V55H28ZM82 54V53H81ZM101 54H102V52H101ZM121 54V53H120ZM124 53H122L121 55H123ZM128 55H129V53H127ZM191 54L189 55V56H191ZM198 54V53H197ZM205 54H204V56H205ZM106 55V54H105ZM113 55H115V49H114V54ZM173 55V54H172ZM171 55V56H172ZM102 56V55H101ZM168 56H170L169 55V53H168ZM193 56V55H192ZM191 56V57H192ZM195 56H197V55H195ZM211 56H213V54L211 55ZM27 57V58H26ZM76 57H78V56H76ZM103 57H105V56H103ZM108 57H110L109 55H108ZM108 57H107V59H108ZM117 57V56H116ZM119 57L121 58V56L119 55ZM123 58H124V55L122 56ZM129 57H131V56H129ZM128 57V58H129ZM123 58L121 59V60H123ZM166 58V57H165ZM187 58V57H186ZM185 58V59H186ZM205 58H207L206 56H205ZM204 59V58H203ZM208 59V58H207ZM77 61H78V59H76ZM111 60V59H110ZM109 60V61H110ZM138 60V59H137ZM200 60V59H199ZM206 60V59H205ZM209 60V59H208ZM71 61V62H70ZM104 61H106V58H104V60H103V62ZM126 61V60H125ZM139 61H141V60H139ZM156 61V60H155ZM203 61V60H202ZM210 62L211 61H213L212 59L211 60H209ZM208 61V62H209ZM233 61V60H232ZM27 62V61H26ZM80 62V61H79ZM78 62V63H79ZM107 62V61H106ZM106 62H104V63H106ZM110 62H112V61H110ZM121 62V61H120ZM25 63V64H24ZM109 63V62H108ZM123 63V62H122ZM135 63V62H134ZM163 63V62H162ZM166 63V62H165ZM28 64V63H27ZM75 64V63H74ZM80 64V63H79ZM100 64V63H99ZM139 64V63H138ZM143 64V65H144ZM191 64V65H190ZM216 64V63H215ZM64 65V66H65ZM82 65V64H81ZM96 65V64H95ZM101 65V64H100ZM127 65H129V63H127ZM126 65V66H127ZM145 65H144V67H145ZM162 65V64H161ZM74 66H76V65H74ZM83 66V65H82ZM107 66H109V68L111 67V66H113V65H107ZM130 66V65H129ZM195 66V65H194ZM206 66V65H205ZM68 67L66 68V69H68ZM114 67V66H113ZM121 66H119V68H120ZM128 67V66H127ZM127 67H124V70L127 68ZM207 67V66H206ZM217 67V66H216ZM219 67V66H218ZM55 68L56 67H54V70H55ZM58 68V67H57ZM61 68V67H60ZM69 68V70H71ZM73 68V67H72ZM77 68V67H76ZM130 68V67H129ZM129 68H127V70L129 69ZM132 68H134V66L132 67ZM131 68V69H132ZM140 68V67H139ZM43 69H44V71H43ZM59 69V68H58ZM63 69V68H62ZM123 69V67H121V72L123 71V74L122 73H120L121 74V76L123 75L124 76V70H122ZM137 69V67L134 69V70H136ZM143 69H145V68H143ZM64 70V69H63ZM73 70H75V69H73ZM109 70H113V69H109ZM116 70V69H115ZM11 71V70H10ZM53 71V70H52ZM129 71L130 70H128V72H126V73H128L129 74ZM132 71V70H131ZM161 71V72H160ZM213 71V70H212ZM236 71V70H235ZM239 71H240V69H239ZM242 72H243V69L241 70ZM23 72V71H22ZM21 71H20V73H22ZM60 72V71H59ZM62 72V71H61ZM67 72V71H66ZM72 72V71H71ZM78 72V71H77ZM85 72V71H84ZM110 72V71H109ZM112 72V71H111ZM114 72V71H113ZM120 72V71H119ZM144 72H145V70H144ZM144 72H143V74L142 75H144ZM147 72H146V74H147ZM179 72V71H178ZM201 72V71H200ZM20 73H19V75H20ZM52 72H50V74H51ZM103 73V72H102ZM117 73V72H116ZM135 73V72H134ZM179 73H181V72H179ZM222 73V72H221ZM239 73V72H238ZM244 73V72H243ZM242 73V74H243ZM23 74H24V72H23ZM49 74V75H50ZM63 74H64V72H63ZM110 74V73H109ZM114 75H115V73H113ZM112 74V75H113ZM119 74V75H120ZM208 74V73H207ZM210 74V73H209ZM236 74V73H235ZM240 74V73H239ZM241 74V75H242ZM17 75V77H18V74H16ZM28 75V74H27ZM46 75V74H45ZM62 75V74H61ZM59 73H56V74H54L53 76H54V78L55 79H57V80H60V81H62V76H61ZM90 75V74H89ZM88 75V76H89ZM93 75V74H92ZM91 75V76H92ZM182 75V74H181ZM236 75H238V74H236ZM246 75V74H245ZM253 75V74H252ZM21 76V75H20ZM24 76H26V74H24ZM34 76V75H33ZM66 76V75H65ZM90 76V77H91ZM100 76L101 75H99L98 76V78L100 79V80H102V78H100ZM116 76V75H115ZM128 76V75H127ZM147 76V75H146ZM145 76V77H146ZM150 76V77H151ZM216 76V75H215ZM231 76V75H230ZM234 76V75H233ZM247 76H249V75H247ZM30 77V76H29ZM28 77V79H31V78H29ZM35 77V76H34ZM64 77V76H63ZM66 77H69V76H66ZM106 77V76H105ZM105 77H103V78H105ZM117 77V76H116ZM120 76H118V78H119ZM125 77V76H124ZM134 77H135V74L133 75V78L132 79H134ZM224 77V76H223ZM255 77V76H254ZM33 78V77H32ZM50 78V77H49ZM53 78V79H54ZM136 78V77H135ZM138 78V77H137ZM136 78V79H137ZM180 78H182L181 76H180ZM215 78V77H214ZM15 79V78H14ZM45 79H46V77H45ZM52 79V78H51ZM99 79H97L98 80V82H99ZM135 79V80H136ZM143 79V78H142ZM154 79V80H155ZM219 79V77L216 79V80H218ZM220 79H222V78H220ZM224 80H226L225 79V77L223 78ZM255 78H253L251 75H250V77H248L246 80H247V82H251V84L252 83H254V80ZM11 80V83L14 81L13 79H10ZM20 80V79H19ZM47 80H48V78H47ZM104 81H105V79H103ZM120 80V79H119ZM125 80V79H124ZM135 80H133V81H135ZM149 80V79H148ZM215 80V79H214ZM16 81V80H15ZM18 81V80H17ZM52 81V80H51ZM104 81H102V82H104ZM117 81H118V79H117ZM130 82L132 81V80H129ZM142 81H144V80H142ZM150 81V80H149ZM173 81V82H174ZM204 81V82H203ZM222 81V80H221ZM257 81V80H256ZM101 81L99 82V85L102 83ZM114 82H115V80H114ZM119 83H121L122 84V81L120 82V81H118ZM124 82V81H123ZM137 81H135V83H136ZM146 82V81H145ZM155 82V81H154ZM58 83V82H57ZM65 83V82H64ZM73 83V82H72ZM104 83H106V81L104 82ZM104 83H102V84H104ZM148 83V82H147ZM204 83V84H203ZM217 83V82H216ZM10 84V83H9ZM8 83H6V82H3L2 81V78L0 77V139L3 141V146H4V148L7 150V152L9 153V155L10 154H12L11 156H14L13 154H15L16 155V153L18 154L19 153V157H20V155L22 154V155H24V156H26V158H28V159H30L29 161H35V163L37 162V163H39L40 165H42V166H44V168H45V171H49L51 174H52V172H55V173H57L60 177H61V179H62V177H64V173L62 174V172L64 171V170H62L63 168H66V170H69V172L70 171H73V172H75V178L77 177V180L78 181H80L81 182V184L83 185V187H84V190H86V191H88L90 194H91V196L93 197L92 199L94 200V201H96V203H98L99 205H97L98 206V208H99V206L101 207L102 206V208H101V212H102V210H105L106 211V213L108 212L109 214H112V213H115L114 214V219H116V221H117V223H118V221H119V219H125V221H126V224H122V226H121V229H123V234H124V236H126V237H124V239L122 240V241H115V240H113V242L111 243V244H107V245H103V244H100L99 242H98V234L96 233V231H95V229H94V226H93V224H91L90 222H87V221H85V222H87L88 223V225L85 223V222H82L83 221V218H84V220H86V217H84V215H86V214H83V212L82 213H80V211H78L79 210V208H80V210H81V208H82V206H84V205H82V204H80L79 203V201H77L78 199L77 198H79V197H77L76 195V193H75V196L77 197L76 199H75V217L73 216V217H68V213H67V216H66V213H63V209H61V205H60V199H59V197L58 198H55V197H57V196H55V197H53L54 196V193H53V191H52V189H51V191H49V189H44V190H46V193L48 192L49 193V196H50V198H48L47 199V206L50 208V207H54L56 210L54 211V215L51 217V219L50 220H52L53 219V222L54 223H44V225H42V222H40L37 218H32V216H29V215H25V214H23V213H21L20 211H19V209H17L16 207V203H18V202H14V196H12L13 198L11 199V200H13V202H11V203H13L14 205H10V206H12V209H8L9 207H8V204H6L7 203V201L5 202L4 201V199L2 198V200H1V197H0V247H2V249L3 250H5V252H6V254H8L9 255V257L10 256H13V253H14V250H29L30 252H27L33 259H31V260H34V261H36V262H38V263H40V264H43V262L45 263V264H52V262L50 261L51 260V257H55V258H58V259H60V260H62L63 262H65L66 264H83L82 263V261H84L86 258L87 259H89V261H97L96 263H98V261H102L103 259H106L108 256H110V255H112V253H116V255L118 256L116 259H118V260H120V261H123L124 259H127V257H123L122 256V248L124 247V246H136V247H141V246H145V245H147V246H149V244H153V243H155V245H156V243L157 242H162V244L164 243V242H166L165 240H167V243L169 244L170 242H172V241H174V239L175 240H178L179 241V238H177L176 239V237H177V233H178V230L181 228V227H179V225H181L182 223L180 222V221H183V220H181V218L179 217V220H178V215L179 216H181V214H184L189 208H187V207H189V204H188V206H186L185 204H186V202L187 201H189V199L186 201L185 200V197L186 196H192L193 195V197L195 196V197H198L199 196V194H200V196H202V194H203V192H204V190H205V187L203 188V190H201V191H203L202 192V194H201V192L199 193V190L200 189H202L201 188V184H202V182H203V180H201L202 178H201V176L200 175H198V170H196V169H198V168H195V166H194V164H192L193 162H195L196 161V159H197V157H196V159H194L195 161H193L192 160V162H191V160L190 161H188V160H186V162L188 163V165L187 166H185V167H182L181 165L180 166H178V167H175V168H177V169H169V171L167 170L165 173H163L164 175L161 177V179L163 178V181H162V183L159 185V190H158V193H160L161 194V196L159 195V199H161L162 201H164L163 202V205H164V203H165V209H164V206L162 207L163 208V210L162 209H160V210H162L163 211V213L161 214L160 212H158L159 211V209H158V211L156 212V215L157 216H155L156 218L158 217V219H159V221H160V224L162 223L163 225H161V226H163V228H161V229H157V226L154 224V223H152V222H149L150 220L148 219V218H146L145 217V219L144 218H138L139 216L138 215H133L132 213H130V209H128L130 206V204H131V200L130 199H126V204L122 201V197L124 198V191H123V193L124 194H122V190H119L118 189V187H117V185H118V183H117V185L115 186L114 184H112V182L108 179L109 178V172L110 171H114V170H111L112 168H110V165H109V163H107L108 162V160H107V162H106V159H104V156H103V150H105V149H102L101 148V146L100 145H98V143H97V145H98V147H96L97 145H95L96 144V142H95V137H96V135L94 134V132H93V130H92V125L90 124V121H89V117H90V115H89V117H87L86 119H88L87 120V122L85 121L86 119H85V114H83V111H81V109L82 108H79V106H77L78 104H76L75 102V98L74 99H72V100H69L68 101V108L67 107H61L60 105V107H61V109H57V114L59 113V115H60V112H62V117H63V120H62V118H59V119H61V121H64L63 123H64V125L65 126H62V129H63V127H69L70 129H71V133L69 132V130L68 129H66L67 130V132H69L70 134H75V141H74V143H73V141H69L70 143L72 142L73 144H72V147H71V149H69V148H67V145L66 144H68V143H66L65 145H66V147H64V149H63V147H61V145H58V142L56 143V142H54V143H56L55 145L53 144V146H52V143H51V145H50V141L52 142L53 140L55 141H59V139H60V132L59 131H57L58 132V135L59 136H56V137H54L55 135H52L51 134V132L54 130V125H53V127H51V128H53L51 131H49L51 128L49 127V128H47V126H49L48 124H47V126H46V124L42 121L43 120V118H42V120L41 119H39V121L37 122H35L34 120H29L28 118H30L28 115L26 116V117H28L27 119H26V117L23 115V117H22V115H21V117H19V115L21 114L20 112L21 111H17V108L19 107H17V105H16V99L15 98H17V99H19V101H20V99H21V97H22V92L23 91H25V90H22L21 91V89L19 88V87H21L19 84H21V83H19L18 85L16 84V86H14V87H11V86H13V83H12V85H9ZM101 84V85H102ZM120 84V85H121ZM134 84V83H133ZM181 84H184V83H181ZM202 84H203V86H204V88L207 90V94L208 95H210V96H208L207 94L205 95V93H204V91H203V86H202ZM220 84V83H219ZM221 84L223 85V82H221ZM58 85H59V83H58ZM67 85V84H66ZM71 85V84H70ZM75 85V84H74ZM73 85V86H74ZM123 85H125V83H123ZM131 85V84H130ZM155 85V84H154ZM177 85V84H176ZM188 85H189V83H188ZM222 85H220V86H222ZM236 85V84H235ZM255 85V84H254ZM47 86V85H46ZM46 86H45V88H46ZM51 86V85H50ZM53 86V85H52ZM62 86V85H61ZM63 86H65V85H63ZM108 86V85H107ZM156 86V85H155ZM179 86V85H178ZM185 86V85H184ZM183 86V87H184ZM216 86H218V85H216ZM22 87H24V86H22ZM27 87V86H26ZM57 87V86H56ZM72 87V86H71ZM77 87V86H76ZM102 87V86H101ZM100 87V88H101ZM103 89H105V87L106 86H104L103 85ZM180 87V86H179ZM178 87V88H179ZM181 87H182V85H181ZM182 87V88H183ZM258 87V86H257ZM261 87V86H260ZM47 88H50L49 86L47 87ZM46 88V89H47ZM62 88V87H61ZM98 88V87H97ZM120 88V87H119ZM123 88V87H122ZM135 88V87H134ZM143 88V87H142ZM146 88V87H145ZM149 88V87H148ZM156 88V87H155ZM224 88L226 89L227 87H225V84H224ZM237 88V87H236ZM242 88V87H241ZM27 89V88H26ZM108 89V88H107ZM106 89V90H107ZM261 89H263V88H261ZM48 90V89H47ZM55 90V89H54ZM102 90V89H101ZM100 90V91H101ZM134 90V89H133ZM138 90V89H137ZM157 90V89H156ZM183 90V89H182ZM188 90V91H187ZM209 90V91H208ZM212 90V89H211ZM224 90V89H223ZM260 90V89H259ZM48 91H50V90H48ZM71 91H72V89H71ZM74 91V90H73ZM76 91V90H75ZM81 91V90H80ZM125 91V90H124ZM153 91V90H152ZM190 91V92H189ZM26 92V91H25ZM79 92V91H78ZM220 93H221V90L219 91ZM225 92H226V90H225ZM73 93V92H72ZM76 94H77V91L75 92ZM167 93V92H166ZM168 93H170V92H168ZM186 93H188V94H186ZM191 93V94H190ZM216 93H218V92H216ZM215 93V94H216ZM227 93V92H226ZM231 93V92H230ZM24 94H26V93H24ZM29 93H27V95H28ZM58 94V93H57ZM61 94V93H60ZM59 94V95H60ZM75 94V95H76ZM222 94V93H221ZM51 95H53V94H51ZM59 95H58V97H59ZM65 95H66V93H65ZM102 95H103V93H102ZM111 95V94H110ZM160 95V94H159ZM223 95V94H222ZM224 95H225V93H224ZM232 95V94H231ZM263 95V94H262ZM29 96H30V94H29ZM28 96V99L30 98ZM70 96V95H69ZM68 96V97H69ZM117 96V95H116ZM120 96V95H119ZM206 96H208V97H206ZM228 96V95H227ZM55 97H56V95H55ZM70 97H73L72 95L70 96ZM112 97V96H111ZM115 97V96H114ZM210 97V98H209ZM212 97H215V95L214 96H212ZM219 97V96H218ZM222 97V96H221ZM225 97V96H224ZM223 97V98H224ZM26 98V97H25ZM64 98V97H63ZM173 98V99H174ZM209 98V99H208ZM220 98V97H219ZM230 98V97H229ZM24 99V98H23ZM27 99V98H26ZM31 99V98H30ZM71 99V98H70ZM115 99V98H114ZM120 99V98H119ZM161 99V98H160ZM173 99H171V100H173ZM177 99V98H176ZM212 99V98H211ZM221 99V98H220ZM226 99V98H225ZM228 99V98H227ZM264 99V98H263ZM68 100V99H67ZM66 100V101H67ZM123 100V99H122ZM171 100H169V101H171ZM214 100V99H213ZM215 100H217V102L215 101ZM215 102L216 103H218L219 102V100L218 99H216L215 98ZM18 101V100H17ZM18 101V102H19ZM61 101V100H60ZM80 101V100H79ZM111 101H112V99H111ZM116 101V100H115ZM175 101H177V100H175ZM212 101V100H211ZM213 101V102H214ZM223 101H224V99H223ZM227 101V100H226ZM28 102V101H27ZM113 102V101H112ZM213 102H211V105L212 104H214ZM261 102H263V101H261ZM20 103H21V101H20ZM60 103V102H59ZM86 103V102H85ZM121 103V102H120ZM173 103H174V101H173ZM204 103V104H203ZM209 103H210V100H209ZM208 103V104H209ZM28 104H30V102L28 103ZM61 105H63L62 103H60ZM83 104H84V102H83ZM129 104V103H128ZM127 104V105H128ZM171 104V103H170ZM227 104V103H226ZM263 104V103H262ZM20 105V104H19ZM126 105V106H127ZM168 105V104H167ZM181 105V104H180ZM215 105V104H214ZM253 105V104H252ZM86 106V105H85ZM159 106V105H158ZM173 106H174V104H173ZM210 106V105H209ZM209 106H207V107H209ZM59 107V108H60ZM175 107H176V104H175ZM213 107V105L211 106V108ZM250 107H251V105H250ZM254 107V106H253ZM130 108V107H129ZM165 108V107H164ZM179 108V107H178ZM210 108V107H209ZM214 108V107H213ZM212 108V109H213ZM227 108H228V106H227ZM245 108V107H244ZM56 108H54L53 110H55ZM88 109V108H87ZM87 109H85L86 111H87ZM172 109H175V108H172ZM171 109V110H172ZM232 109H233V107H232ZM19 110V109H18ZM49 110V109H48ZM52 110V111H53ZM83 110V109H82ZM84 110V111H85ZM167 110V109H166ZM170 110V109H169ZM179 110V109H178ZM190 110H188V112L187 113H189V111ZM207 110V109H206ZM211 109H208V111L210 112V114H211V112L213 111H210ZM227 109L225 108V106L224 107H221L220 106V112H219V114H217L218 115V117H219V115L220 116H225L227 113H231L230 115L232 116V112L231 111H229L230 109H228V111H226ZM254 110V109H253ZM264 110V109H263ZM85 111V112H86ZM91 111V110H90ZM135 111V110H134ZM196 111V110H195ZM194 111V112H195ZM234 111H235V109L233 110V113H234ZM242 111V110H241ZM245 111V110H244ZM243 111V112H244ZM18 112V113H17ZM48 112V111H47ZM56 112V111H55ZM73 113L74 115H75V117H76V120H75V123L73 122V120L71 119V114H69V113ZM84 112V113H85ZM88 112V111H87ZM141 112V111H140ZM165 112V111H164ZM193 112V113H194ZM216 112V111H215ZM242 112V113H243ZM253 112V111H252ZM20 113V114H19ZM135 113V112H134ZM160 113H161V111H160ZM182 113V112H181ZM197 113L199 114V112L197 111ZM194 114V115H198V114ZM214 113V112H213ZM213 113L211 114L212 116H213ZM19 114V115H18ZM22 114H24L23 112H22ZM36 114V113H35ZM49 114H51V113H49ZM48 114V115H49ZM53 114L54 113H52V116H53ZM137 114V113H136ZM163 114V113H162ZM166 114H167V112H166ZM199 114V115H200ZM204 114H206L205 112H204ZM215 114V113H214ZM245 114V113H244ZM33 115V114H32ZM84 115V116H83ZM87 115H88V113H87ZM165 115V114H164ZM175 115V114H174ZM207 115H208V113H207ZM210 115V116H211ZM228 115V114H227ZM226 115V116H227ZM234 115H236L235 113H234ZM183 116V115H182ZM185 116H186V114H185ZM188 116H189V114H188ZM192 116H193V114H192ZM201 116H203V115H201ZM211 116V117H212ZM215 116V115H214ZM214 116L212 117L213 119H212V121H210L211 119H210V117L208 118V119H206L205 118V121H204V119L202 120V121H204V124H202V125H208V127H205L206 129L208 128L209 129V133H208V135H206V134H203L202 132H199L198 131V128H200V127H203L201 124H200V122H199V124H200V126H199V124L198 123H196L195 124V127H194V129H191L193 132L194 131H197V132H199L200 134H203L204 136H205V138H206V140L208 141V139H213L212 140V142H210L209 141V143H210V145L213 147L214 146V148H213V150L211 151V152H209V150H208V152L209 153H211V158L213 159V160H217V162L219 161V159H220V151H219V148H221L222 149V144L224 143V144H226L225 146L227 147V150L226 151H228V152H232V151H230L231 150V144H233V143H235V146L238 148H236V147H234L238 152L239 151H242L240 148H241V143H243V139L241 140L242 142L240 143V142H237L238 141V137H239V134H234V133H232V132H229V131H231V130H227L228 128L229 129H231L230 127H228L229 125L227 124H225V125H222V126H227L228 128L227 129H225V128H223L222 126H221V124H223V122H225L224 121V119H223V122L221 121L222 120V118L220 119V118H218V119H220V121L222 122H220L219 123V120H217V118H216V120L218 121V123H219V125L217 124V126L219 127V126H221V132H220V129L219 128H217V126H216V124H214L213 122H215V118H214ZM244 116V115H243ZM25 117V118H24ZM32 117H35V115L34 116H32ZM31 117V118H32ZM39 117V116H38ZM43 117V116H42ZM54 117V116H53ZM61 117V116H60ZM135 117H138L137 115L135 116ZM163 117V116H162ZM194 117V116H193ZM197 117V116H196ZM206 117V116H205ZM228 117V116H227ZM241 117V116H240ZM240 117H237L236 118V120H238ZM24 118V119H23ZM36 118V117H35ZM45 118V117H44ZM46 118H52L51 116L50 117H46ZM57 118V117H56ZM165 118V117H164ZM175 118V117H174ZM178 118H180V116H178ZM182 118V117H181ZM192 118V117H191ZM195 118V117H194ZM198 118V117H197ZM235 117L233 116V119H234ZM54 119V118H53ZM52 119V120H53ZM138 119V118H137ZM184 119H185V117H184ZM231 119H232V117H231ZM245 119V118H244ZM259 118H257V117H255V118H253L252 120H251V128L249 129L250 130V136L253 138L252 140H254V138H256L257 139V137H259L261 134H263L264 133V120H258ZM45 120V119H44ZM188 120V119H187ZM195 120V119H194ZM197 120V119H196ZM240 120V121H239ZM238 121L239 122H242L241 121V119H239ZM242 120H243V117H242ZM42 121V122H41ZM51 121V120H50ZM57 121V120H56ZM59 121V120H58ZM138 121V120H137ZM177 121V120H176ZM179 122L181 121V119L180 120H178ZM199 121H201V120H199ZM217 121L215 122V123H217ZM226 121H229V120H227L226 119ZM235 121V120H234ZM234 121L233 122H231L232 124L234 123ZM55 122V121H54ZM175 122V121H174ZM178 122V123H179ZM182 122H184V120L182 121ZM181 122V123H182ZM198 122V121H197ZM51 123V122H50ZM58 123V122H57ZM62 123V122H61ZM160 123V122H159ZM169 123V122H168ZM226 123V122H225ZM230 123V122H229ZM237 123V124H236ZM235 124L237 125V126H233V129H234V127H238V126H240V124H238V122H236ZM54 124V123H53ZM163 124V123H162ZM170 124V123H169ZM172 124V123H171ZM174 124H176V123H174ZM185 123H183V125H184ZM216 126V128L214 127V125ZM243 124H244V122H243ZM62 125V124H61ZM92 127H91V126ZM94 125V124H93ZM178 125V124H177ZM180 125H182V124H180ZM182 125V126H183ZM186 125H188L187 123H186ZM51 126H52V124H51ZM165 126V125H164ZM231 126V125H230ZM241 126H245V125H241ZM186 127V126H185ZM95 128V127H94ZM93 128V129H94ZM241 128V127H240ZM56 129H58L59 130V128H57L56 127ZM61 129V130H62ZM189 129V128H188ZM201 129V128H200ZM204 129V128H203ZM205 129V130H206ZM238 130H239V127L237 128ZM243 129V128H242ZM187 130V129H186ZM202 130V129H201ZM200 130V131H201ZM217 130H219V134H221L222 132L224 133L223 134V138L222 137H220L221 135H219V134H217L216 133V131ZM223 130H227V132H228V134L230 133H232V135H230V136H228L229 138H227V136L225 135V134H227V132L226 131H223ZM237 130V131H238ZM236 130H234V132H235ZM54 132H55V130H54ZM62 132H63V130H62ZM67 132H64V133H66L67 135H68V133ZM188 132V131H187ZM193 132H190V133H193ZM206 132H208V131H206ZM205 132V133H206ZM243 132H245V130L243 131ZM53 133V132H52ZM189 133V132H188ZM235 133H238V132H235ZM54 134V133H53ZM61 134H63V133H61ZM70 134H69V136H70ZM242 134V133H241ZM244 134V133H243ZM175 135H177V134H175ZM190 136L191 135H193V134H189ZM226 136V138H225V136ZM248 135V136H249ZM63 136V135H62ZM74 136V135H73ZM86 136H87V138H86ZM184 136V135H183ZM241 136V135H240ZM247 136V137H248ZM65 136H63L62 138H64ZM71 137V136H70ZM69 137V138H70ZM77 137H78V139H77ZM56 138V139H55ZM73 138V137H72ZM87 140H86V139ZM179 138V137H178ZM177 138V140H179V141H181L180 143H181V145H184V144H186L185 142H186V138L185 137H182V139L180 138V139H178ZM185 138V139H184ZM243 138V137H242ZM246 138V137H245ZM244 138V139H245ZM71 139V138H70ZM97 139V138H96ZM240 139H241V137H240ZM248 139H251V138H249L248 137ZM69 140V139H68ZM72 140V139H71ZM89 140V143L88 142H86V141H88ZM194 140H197L196 138H194ZM263 140V139H262ZM182 141H185L184 143L182 142ZM233 141V142H232ZM244 141H246V140H244ZM47 142H49V144H47ZM67 142V141H66ZM97 142H98V140H97ZM191 142H193V140H190L189 142H188V144L189 143H191ZM253 143H254V141H252ZM4 143H5V145H4ZM69 143V144H70ZM88 143V144H87ZM178 143V142H177ZM237 143V144H236ZM238 143H240L239 145H238ZM249 145H250V143L249 142H247ZM0 144H2V143H0ZM221 144V145H220ZM245 144V143H244ZM243 144V145H244ZM247 144V145H248ZM64 145V144H63ZM71 145V144H70ZM88 145H91V148H93V149H90V148H88ZM234 145V144H233ZM248 145V146H249ZM69 146V145H68ZM100 146V147H99ZM240 146V147H239ZM255 146H256V142H255ZM96 147V148H95ZM233 147V146H232ZM243 147H245V146H243ZM250 147V146H249ZM61 148H62V150H61ZM245 148H248V147H245ZM244 148V149H245ZM1 149H2V146H1ZM173 149H175V148H173ZM210 149V148H209ZM215 149H218V150H215ZM233 149V148H232ZM250 149V148H249ZM248 150V149H247ZM172 153L173 152H175V153H177V155L178 154H180L181 152L180 151H178V150H170ZM213 151H215V152H213ZM235 151V150H234ZM245 151H246V149H245ZM244 151V152H245ZM1 152V151H0ZM5 152V151H4ZM170 152V153H171ZM243 152V153H244ZM237 152H235V154H236ZM247 153V152H246ZM248 153H249V151H248ZM228 154V153H227ZM210 155V154H209ZM240 155V154H239ZM17 156V155H16ZM23 156V157H24ZM111 156V155H110ZM241 156V155H240ZM170 157V156H169ZM193 157H195V156H193ZM237 157H239V156H237ZM254 156H252V158H253ZM257 156H255V158H256ZM14 158V157H13ZM13 158H11L12 160H13ZM251 158V159H252ZM255 158H253V161H254V159ZM8 159V158H7ZM10 159V158H9ZM20 159V161H21V157L19 158ZM239 159V158H238ZM237 159V160H238ZM243 159V158H242ZM248 159V158H247ZM249 159H250V157H249ZM183 160V159H182ZM256 160V159H255ZM15 161V160H14ZM19 161V162H20ZM23 161V160H22ZM21 161V162H22ZM26 161H27V159H26ZM31 161V162H32ZM197 161H198V159H197ZM228 161V160H227ZM16 162H18L17 161V159H16ZM21 162H20V164H21ZM111 162V161H110ZM233 162H235V161H233ZM258 162V161H257ZM256 162V164L254 165V166H252L251 167V164L253 165V163H248L249 165H246L247 163H244L243 165H238L237 163H234V164H232V165H230L229 163V165L227 166V165H225V167H223V166H221V168H220V165H219V163H221L220 161L218 162V165H219V167L217 166V165H215V166H217L216 168L217 169H214V168H212L213 166H211V167H209V168H207V169H209L210 170V168H211V171H207L206 172V170H204V168H206L207 166H205L204 164H203V174L206 172V173H208L209 172V174H211L212 175V177L215 175V174H217L218 173V176L219 177H217V175H216V177H213V178H217V179H214L215 181L216 180H218L219 181V185H221L222 186V188H220L222 191L220 192L222 195H224V197L222 196V197H216L215 196V198H217V199H215L214 197V199L215 200H213V201H216V202H213L212 201V197L211 196H209V195H212V193H210V191H208V189L210 190V188H211V186L209 187V184H207L208 185V189H206L208 192H209V194H208V196L209 197H211V198H209L208 200L210 201V203H209V205H211L210 206V208L208 209V210H206V207L204 206V205H206L207 206V204H204V200H202L201 199V197H200V199L202 200V201H200V199H199V201H192V200H190L191 202H196V204L198 205V207H199V205L201 206L202 204H204V205H202V206H204L205 207V211H204V209H203V212H201V213H199V215L198 214H195L196 216L198 215L199 217L197 218V220L195 221V220H191L190 221V223L188 222V220L184 217V219H186L187 221L186 222H188V224H201L200 226H202V224H204L203 226H205V224L208 226V227H205L206 229V231L204 232L203 231V233H202V231L200 230V228H199V230L201 231L200 233H201V235H199V234H197V232H198V230H197V232H192V233H190L189 235L187 234V236L186 237H184V238H182L178 243L177 242H175V244L177 245V246H175V245H173V244H169V245H173V246H175V248H172V250H171V248L169 249V248H167V250L165 251V252H163V251H161V252H163V253H165L166 255H167V257H168V259H171V258H173L174 256H177L178 254H181L180 255V257H184V258H188L190 255H192V256H194V254L195 255H200L201 257L203 256V257H212L213 255H215L216 253H218V251H221V252H224V251H226V249L227 248H231L233 245H236V244H239L240 242H241V240H243V238H240V235L242 234V229L243 230H245V229H249V232L251 231L252 232V230H250V229H253V227H259V228H261L262 226H264V219H262V218H260V219H252V218H250L249 216H247V217H241V214H242V211L244 210V207H242L241 206V204H239V203H237L236 201H234L235 200V198H237V197H239V199H243L245 196H246V194L249 192V189L251 188V187H254V186H256V189L255 188H253V190L250 192V193H258V197H257V199L256 200H254L253 201V203H251V204H249V208H251L252 209V211H256V210H259L260 208H263L264 209V196H261V195H263L264 194V178H263V174H264V162L262 161V162H259V163H257ZM34 163V162H33ZM107 163V164H106ZM198 164L200 163V165H202V163L201 162H197ZM224 163H225V161H224ZM223 163V164H224ZM232 163V162H231ZM15 164V163H14ZM29 164V163H28ZM195 164H196V162H195ZM197 164V165H198ZM217 164V163H216ZM222 164V165H223ZM240 164V163H239ZM25 165V164H24ZM186 165V164H185ZM207 165V164H206ZM31 166V165H30ZM256 166H258V167H256ZM37 167V166H36ZM170 167V166H169ZM199 167V166H198ZM253 167H255L254 169H253ZM40 168V167H39ZM62 168V169H61ZM25 169H27V168H25ZM42 169V168H41ZM200 169V170H201ZM201 170V171H202ZM52 171V172H51ZM211 172V173H210ZM220 172V173H219ZM26 173V172H25ZM32 173V172H31ZM45 173V172H44ZM71 173V172H70ZM201 173V172H200ZM205 173V174H206ZM1 174V173H0ZM33 174V173H32ZM66 174H68V172L66 173ZM111 174H112V172H111ZM204 174V177H206V175ZM208 174V175H209ZM220 174V175H219ZM38 175V174H37ZM40 175H41V173H40ZM46 175H47V173H46ZM207 175V176H208ZM211 175H209L207 178H210L211 177ZM11 176V175H10ZM14 176V175H13ZM16 176V175H15ZM14 176V177H15ZM25 176V175H24ZM47 176H49V175H47ZM46 176V177H47ZM53 176H54V174H53ZM113 176V175H112ZM220 176H221V179H220ZM1 177V176H0ZM3 177H5V176H3ZM17 177V176H16ZM15 177V178H16ZM23 177V176H22ZM33 177V176H32ZM52 177V176H51ZM55 177V176H54ZM54 177H52L53 179H54V182H55V178ZM56 177H57V175H56ZM60 177H57V178H60ZM260 177H262L263 178V180L261 181V178ZM10 178H12V177H10ZM10 178H8V179H10ZM14 178V179H15ZM42 178V177H41ZM49 178V177H48ZM56 178V179H57ZM1 179V178H0ZM3 180H6V183H7V179H4V178H2ZM1 179V180H2ZM13 179V178H12ZM13 179V180H14ZM22 179V178H21ZM24 179V178H23ZM33 179H35V178H33ZM32 179V180H33ZM38 179V178H37ZM70 179V178H69ZM116 179V177L113 179V180H115ZM11 180V179H10ZM12 180V181H13ZM26 180V179H25ZM25 180H24V182L23 181H21V182H23V183H27V182H25ZM76 180V179H75ZM76 180V181H77ZM112 180V179H111ZM209 180H211V178L210 179H208V181ZM45 181V180H44ZM118 181V180H117ZM176 181H178L179 183H182V185L183 184H185L187 187H188V189H189V192L191 193V194H189V195H183L184 193H182V198L184 199H182V200H179L178 201V199L176 200V198L174 199V198H169L168 197V194L169 193H171L172 195H175L176 193H178L179 191H175L176 189H178L179 190V188L177 187H175V182ZM205 184H206V182H208V181H206V178H205ZM215 181H213V182H211V184L213 185V186H218L219 187V185H218V182H215ZM10 184L12 183H15L14 181L13 182H11V181H8ZM17 182H20L19 181V178H18V180H17ZM16 182V183H17ZM21 182H20V184H21ZM54 182H52V180H51V183H52V185H51V187L54 185ZM116 182V181H115ZM217 183V184H215V183ZM5 183V182H4ZM39 183V182H38ZM43 183V182H42ZM49 183V182H48ZM59 183V182H58ZM177 183V182H176ZM178 183V184H179ZM210 183V182H209ZM214 183V184H213ZM11 184V185H12ZM19 184V183H18ZM60 184V183H59ZM64 184V183H63ZM26 185V184H25ZM45 185V184H44ZM48 185V184H47ZM56 185V184H55ZM181 185V184H180ZM180 185H179V187H180ZM206 185V186H207ZM16 186V185H15ZM15 186H14V188H15ZM24 186V185H23ZM37 186H39L40 187V185H37ZM60 186V185H59ZM203 186H204V184H203ZM202 186V187H203ZM216 186V187H217ZM220 186V187H221ZM42 187V186H41ZM41 187H40V189H41ZM64 187H65V185H64ZM82 187V188H83ZM117 187V188H116ZM182 187V186H181ZM50 188V187H49ZM55 188V187H54ZM200 188V189H199ZM31 189V188H30ZM40 189H38L39 191H40ZM43 189V188H42ZM41 189V190H42ZM68 189V188H67ZM125 189V188H124ZM213 189V188H212ZM220 189L218 190V191H220ZM58 190V189H57ZM216 190V189H215ZM60 191H62V190H60ZM86 191H85V193H86ZM182 191V190H181ZM38 192V191H37ZM87 192V193H88ZM133 192V191H132ZM207 192V193H208ZM212 192H216L215 194L216 195H221L220 193H218L217 194V191H212ZM27 193V192H26ZM127 193V192H126ZM213 193V194H214ZM34 194V193H33ZM37 194V193H36ZM40 194V196L39 197H41V198H43V201H46L44 198H45V196H42L41 194V192L39 193ZM122 194V195H121ZM181 194V193H180ZM30 195H31V193H30ZM71 195V194H70ZM178 196H179V193L177 194ZM177 195H175L176 197H177ZM32 196V195H31ZM35 196H38V194L37 195H35ZM34 196V197H35ZM49 196H47V197H49ZM183 196H185V197H183ZM213 196V195H212ZM259 196H261V197H259ZM33 197V196H32ZM53 197V198H52ZM82 197V196H81ZM180 197V196H179ZM204 198H205V196H203ZM27 198V197H26ZM25 198V199H26ZM41 198L39 199L40 201H41ZM71 198V197H70ZM85 198H87V197H85ZM178 198V197H177ZM190 198V197H189ZM208 198V197H207ZM9 199V198H8ZM72 199H73V196H72ZM181 199V198H180ZM186 199H187V197H186ZM192 199V198H191ZM5 200H7V199H5ZM10 200V199H9ZM36 200H38V199H36ZM68 200L70 201V202H73L74 200H70L69 198H68ZM68 200H66V201H68ZM80 200V199H79ZM197 200V199H196ZM207 200V199H206ZM25 201V200H24ZM29 202H30V200H28ZM92 201V200H91ZM186 201V202H185ZM26 202V201H25ZM35 202V201H34ZM33 202V203H34ZM206 202V201H205ZM190 203V202H189ZM22 204V203H21ZM43 204V203H42ZM68 204V203H67ZM73 204V203H72ZM80 204V205H79ZM92 204V203H91ZM23 205H24V203H23ZM29 205H31V204H29L28 203V206ZM37 205H40V204H37ZM162 205V204H161ZM208 205V206H209ZM33 206L35 207V205L33 204ZM65 206V205H64ZM63 206V207H64ZM67 206V205H66ZM97 206H95L96 208H97ZM129 206V207H128ZM131 206H132V204H131ZM19 207L21 208L22 207V205L20 206V204H19ZM41 207V206H40ZM68 207V206H67ZM88 207V206H87ZM191 207H193L192 205H191ZM24 208V207H23ZM22 208V209H23ZM29 208H30V206H29ZM32 208V207H31ZM36 208V207H35ZM84 208V207H83ZM89 208V207H88ZM40 209V208H39ZM47 209V208H46ZM65 209H66V207H65ZM193 209H194V207H193ZM193 209H192V211H193ZM197 209V208H196ZM199 209V208H198ZM16 210V211H15ZM29 210V209H28ZM66 210H68V208L66 209ZM66 210H64V212L66 211ZM74 210V209H73ZM85 210V209H84ZM83 210V211H84ZM98 210V209H97ZM154 210V209H153ZM190 210V209H189ZM188 210V211H189ZM227 210H229V211H227ZM72 211V210H71ZM70 211V212H71ZM155 211V210H154ZM201 211V210H200ZM199 211V212H200ZM22 212H23V210H22ZM28 211H26V213H27ZM31 212V210L28 212V213H30ZM53 212V211H52ZM73 212V211H72ZM88 212V211H87ZM94 212H96V211H94ZM93 212V213H94ZM118 212V213H117ZM132 212V211H131ZM194 212V211H193ZM192 212V213H193ZM33 213V212H32ZM31 213V214H32ZM92 213V214H93ZM106 213H105V216H106ZM107 213V214H108ZM131 214V215H133L131 218L133 219V220H130L129 219V217L126 215V214ZM195 213V212H194ZM30 214V215H31ZM55 214H56V217L57 218H55ZM70 214V213H69ZM73 214H74V212H73ZM100 214V213H99ZM108 214V215H109ZM161 214V215H160ZM186 214V216H187V212L185 213ZM189 214H190V212H189ZM83 215V217H81ZM88 215V214H87ZM107 215V216H108ZM130 215V216H131ZM191 215V214H190ZM95 216V215H94ZM138 216V217H137ZM145 216V215H144ZM143 216V217H144ZM150 216H151V214H150ZM192 216V215H191ZM109 217V216H108ZM137 217V218H136ZM153 217V216H152ZM233 217V219H235L234 221H236V227H235V224L233 223V224H231L232 225V227H229V226H225V225H228V224H226V223H228V222H230L231 221V218ZM241 217V218H240ZM98 218V217H97ZM104 218V217H103ZM110 219H111V215H110V217H109ZM191 218V217H190ZM112 219H113V216H112ZM111 219V220H112ZM154 219V218H153ZM192 219H193V216H192ZM196 219V218H195ZM89 220V219H88ZM110 220V221H111ZM135 220V221H134ZM145 220V221H144ZM176 220H178L177 222H175ZM123 221V220H122ZM193 221V222H192ZM195 221V222H194ZM102 222V221H101ZM124 222V221H123ZM156 222V221H155ZM186 222H184L183 221V224L184 223H186ZM114 223V222H113ZM121 222L119 221V224H120ZM157 223V222H156ZM98 224V223H97ZM182 224V225H183ZM104 225V224H103ZM106 226V225H105ZM184 227L183 228H186L187 226H185V225H183ZM199 227V226H198ZM222 227H224V228H222ZM113 228V227H112ZM179 228V229H178ZM207 228H209V230H207ZM263 228V227H262ZM203 229H204V227H203ZM211 229V230H210ZM254 229H256V228H254ZM254 229H253V231H254ZM264 229V228H263ZM68 230V232H65V231H67ZM259 230H261V229H259ZM122 231V230H121ZM219 231V232H218ZM101 232V231H100ZM248 232V233H249ZM256 232H257V230L256 231H254V233L256 234ZM261 232H263V231H261ZM258 233H260V232H257V234ZM253 234V233H252ZM252 234L251 233H249L248 234V237H252ZM263 234L264 233H262V236H263ZM100 235V234H99ZM186 235V234H185ZM260 235V234H259ZM58 236H62V239H65L66 238V240H67V238H68V240H70V242H68V243H65V242H63V241H60V245H61V242H63V244L61 245V246H63L64 245V247L65 246H67V245H69V250H66V249H64V252H65V250L66 251H68V253H66L65 252V256L63 255V257L61 256L62 254L61 253H63L64 254V252L62 251L63 249H61L62 247L61 246H59V245H57V243H58V241L60 240L59 238H57ZM101 236V235H100ZM123 236V235H122ZM121 236V238H123ZM176 236V237H175ZM178 237H180V236H178ZM244 237V236H243ZM247 237V236H246ZM254 237H256V235H254ZM61 238V237H60ZM181 238V237H180ZM237 238H239L240 240H237ZM57 239H59L58 241H57ZM73 239V240H72ZM101 239V238H100ZM247 239H249V238H247ZM246 239V240H247ZM43 240H45L44 241V243L42 244V242L41 241H43ZM119 240V239H118ZM47 241V243L50 245L51 244V246H49V245H47V246H45V242ZM65 241V240H64ZM115 241V242H114ZM249 241V240H248ZM103 242V241H102ZM101 242V243H102ZM111 242V241H110ZM65 243V244H64ZM128 243V244H127ZM159 243V244H160ZM249 243V242H248ZM247 243V244H248ZM159 244H157V246H160ZM242 244H244V245H246V246H248L249 247V245H247L245 242L244 243H242ZM250 245H251V243H249ZM58 247H57V246ZM154 245V244H153ZM244 245H241V246H244ZM56 247V248H60L61 249V253L58 251V250H55V248L54 247ZM164 246H167L166 244L164 245ZM164 246H162V247H164ZM72 247V248H71ZM134 247H132V248H134ZM153 247H155V246H153ZM168 247V246H167ZM238 247H240V246H238ZM247 247V248H248ZM145 248H146V246H145ZM147 248H150V247H147ZM161 247H155L154 249L156 250L155 252H157V250L158 251H160V250H163V249H160ZM234 248V247H233ZM236 248V247H235ZM240 248H242V247H240ZM240 248H237V249H240ZM124 249H125V247H124ZM153 249V250H154ZM1 250V249H0ZM72 250V251H71ZM131 250V249H130ZM140 250V249H139ZM230 250V249H229ZM234 250V249H233ZM241 250H243V249H241ZM145 251H147L149 254H151V252L150 251H148V250H145ZM195 251V252H194ZM236 251H238V250H236ZM240 251V250H239ZM75 252V253H74ZM127 252H129V251H127ZM131 252V251H130ZM137 252V251H136ZM142 252V251H141ZM140 252V253H141ZM0 253H1V251H0ZM2 253H3V251H2ZM74 253V254H73ZM139 253V252H138ZM138 253H136V254H138ZM139 253V254H140ZM145 253V252H144ZM153 253V252H152ZM159 253V252H158ZM233 253V252H232ZM3 254H5V253H3ZM26 254V253H25ZM66 254H68V255H66ZM142 255H143V252L141 253ZM148 254V255H149ZM161 254V253H160ZM230 254V253H229ZM2 255V254H1ZM125 255V254H124ZM129 255V254H128ZM133 255H135V253L133 254ZM146 255V254H145ZM152 255V254H151ZM150 255V256H151ZM156 255V254H155ZM159 255V254H158ZM157 255V256H158ZM174 255V256H173ZM234 255V254H233ZM59 256V257H58ZM94 256V257H93ZM114 256V255H113ZM126 256V255H125ZM137 256V255H136ZM135 256V257H136ZM141 256V255H140ZM147 256V255H146ZM160 256V255H159ZM163 256V255H162ZM5 257V256H4ZM14 257V256H13ZM17 257V256H16ZM30 257V258H31ZM133 257V256H132ZM142 257V256H141ZM197 256H195V258H196ZM225 257V256H224ZM227 257V256H226ZM15 258V257H14ZM18 258V257H17ZM91 258V259H90ZM115 258V257H114ZM134 258V257H133ZM177 258V257H176ZM198 258V257H197ZM16 259V258H15ZM87 259L85 260L86 262H88L87 261ZM129 259H132L131 258V256L129 257ZM136 259V258H135ZM140 259V258H139ZM145 259V258H144ZM167 259V258H166ZM178 259H179V257H178ZM180 259H182V258H180ZM194 259V258H193ZM138 260V259H137ZM151 260V259H150ZM185 260V259H184ZM200 260H202V258L200 259ZM217 260V259H216ZM91 261V262H92ZM176 261V260H175ZM180 261V260H179ZM209 261V260H208ZM103 262V261H102ZM102 262H100V263H102ZM110 262V261H109ZM123 262H125V260L123 261ZM135 262V261H134ZM149 262V261H148ZM185 262V261H184ZM183 262V263H184ZM187 262V261H186ZM189 262V261H188ZM89 263V262H88ZM99 263V264H100ZM122 263V262H121ZM127 263H129V262H127ZM94 264H95V262H94ZM113 264V263H112ZM143 264V263H142ZM149 264V263H148Z\"/></svg>",
  "mask_w": 264,
  "mask_h": 264
}]
</instances>
